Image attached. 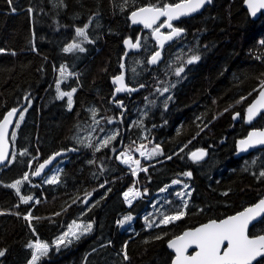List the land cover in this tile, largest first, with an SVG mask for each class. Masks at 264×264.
<instances>
[{"label": "trees", "instance_id": "1", "mask_svg": "<svg viewBox=\"0 0 264 264\" xmlns=\"http://www.w3.org/2000/svg\"><path fill=\"white\" fill-rule=\"evenodd\" d=\"M179 1L128 0L122 11L124 0H19L15 11L0 10V48L5 50L0 53V119L14 94L33 83L37 68L44 88L38 102L29 103L30 91L23 94L29 99L23 96L18 105L23 119L13 140L9 138L11 163L0 169V249L6 250L0 264H27L31 258L27 244L37 239L50 245L38 264H169L173 255L166 243L171 238L241 211L264 195V178H258L264 171V148L235 157L236 141L251 128L264 126V112L252 125L243 120L264 80V45L260 43L264 41V15L251 20L244 0H212L201 13L174 23L184 32L164 46L162 60L152 66L148 60L157 50L152 31H142L128 16L144 5ZM32 5H39L50 27L58 31L90 18L85 31L92 42L77 38L85 51L65 53L64 31L52 40L34 41L37 22L28 12ZM62 18L69 24H60ZM136 37H141V47L137 53L129 52L124 72L126 83L137 91L112 99L115 85L111 80L120 73L123 42H134ZM193 54L201 59L187 64ZM62 65L70 76L60 89H76L71 110L66 97H57V73ZM182 66L184 71L177 77L176 69ZM165 87L167 92H163ZM92 109L99 123L94 122ZM235 112L240 113L237 121ZM112 135L116 138L96 151ZM89 143L91 147L85 146ZM139 145H158L162 155L141 161L150 165L138 173L142 198L127 207L122 193L134 179L117 157ZM198 149L206 155L193 162L189 154ZM62 150L71 151L57 161L61 164L58 182L33 179L34 167ZM26 172L29 179L23 181ZM17 180L23 181L20 195L33 198L28 204L7 187ZM174 180L190 189L186 208L174 194L181 189L179 185L161 194ZM158 191L163 196L157 201L158 210L148 215L147 199ZM181 209L185 215L179 221L148 227L162 219L161 213L173 215ZM29 212L38 218L31 221L33 228L23 219ZM124 214L134 218L130 229L117 224ZM73 220L92 222V232L56 250L52 241ZM260 234H264V218L249 229L250 236ZM125 242L128 261L121 254Z\"/></svg>", "mask_w": 264, "mask_h": 264}, {"label": "snow or ice", "instance_id": "2", "mask_svg": "<svg viewBox=\"0 0 264 264\" xmlns=\"http://www.w3.org/2000/svg\"><path fill=\"white\" fill-rule=\"evenodd\" d=\"M14 0H7L9 6L13 4ZM212 0H180L178 3H163L162 6L157 4H149L147 6H141L131 11L129 19L133 24H143L145 28L152 29V37L156 40L157 45L160 48L164 47V43L166 41L173 40L174 37H179L184 32V29L173 26V21L178 20L180 17L188 16L192 13L200 10L206 3H211ZM135 3V0H133ZM247 4L248 11L252 16H256L258 12L264 10V0H245ZM128 5V0H124V4L121 7L123 11L124 8ZM15 8H12V11H15ZM29 14H31L32 9H28ZM161 17H165L166 19L153 28V25L160 20ZM88 25L85 24L83 28H76V36L82 37L85 41L91 43L88 39L85 29H87ZM162 27H166L170 29L167 34H164L160 31ZM124 45L127 49H138L141 47V37H136L135 42L131 39H125ZM264 45V41L260 42ZM74 50H78L79 52H84L85 49L81 47L79 43H71L68 44L63 51L65 53H71ZM5 50L0 48V53ZM15 53H13L14 55ZM127 55V53H125ZM161 58L160 51H156L152 57L148 60L149 64H156ZM201 59L200 55L193 54L188 60L187 64L196 63ZM260 59V57H257ZM120 68L122 69L120 75L115 76L113 78V83L117 85L115 91L119 92H133L137 89L129 88L125 83V75L123 69L125 68L124 63L120 64ZM135 71V69H133ZM184 71V67H179L176 69L175 75L179 77L181 73ZM67 73V69L65 66L60 67L61 77H64ZM59 81L57 82V92L58 98H63L67 96L68 107L71 110L72 107V94L76 91L75 88L71 90V92H61L59 88ZM144 85H141L143 87ZM168 87L163 88V92H167ZM160 91V89H157ZM255 91V89H254ZM147 99V98H146ZM171 99V97H168ZM246 99V97H242L241 100ZM264 110V80L260 81L259 85V94L255 100L248 106L247 108V121L251 122L254 117L257 116L258 113ZM26 111V109H25ZM17 113V109L13 108L9 111L4 117L3 120H0V163L4 162L8 156L7 150V136H8V125L12 123V117ZM20 119H23V112H20ZM238 113L233 116V119H236ZM92 116L95 123H99V121L95 120L96 110L92 109ZM108 123H112V120L109 119ZM19 125V121H17V126ZM12 136L15 137V132L12 133ZM116 137L115 135L108 136L101 142V145L96 148V151L100 150V147H107L112 140ZM83 143V141H80ZM256 145H264V130L252 131L249 132L248 137L246 139H242L239 141L238 148L240 151H246L251 147H255ZM87 147H91L92 145L89 143L85 145ZM141 149L144 148L143 145L140 146ZM26 154L22 152L21 155ZM61 153H56V156H59ZM140 155L145 158H151L156 155H162V150L157 145L150 152L140 151ZM206 155L204 150H197L190 154V159L193 162H198L202 160ZM123 159L122 163L125 164H134L135 168L132 169V174L135 176L137 172V168H139L140 161L133 160L131 155L128 153L120 154ZM54 157H50L48 160H45L43 164H40L38 168L32 175L39 176L43 171L45 166L50 163L51 159ZM120 159V157H117ZM171 159V157H168ZM11 163V161H9ZM142 171H147V169H141ZM183 175L187 177H191V172H185ZM258 178H264V171H261ZM29 179V174L26 172L23 176V181H27ZM21 180H17L12 184L7 185V187L15 189L16 194L19 196L20 202L23 204H28L30 200L33 198L31 196H23L20 195V185L23 182ZM58 182V176H53L47 180V183L54 184ZM173 184L181 183L178 180H174ZM103 187V185H101ZM185 188L188 187L187 184L184 185ZM164 191V189H161ZM87 195H91L90 193ZM140 195L139 191L134 188H129L126 192L123 193L124 200L126 203L131 205L132 201L136 199ZM179 197H183L185 193L178 192L176 194ZM190 195V193H188ZM227 195V193H225ZM75 203V201H73ZM184 207H187V201L184 202ZM264 214V199H260L257 204L252 207L246 208L244 211L237 213L234 216H229L226 219L220 220L217 222L216 220H210L208 223L201 225L193 230H188L183 232L181 235L176 236L174 239L168 241V248L174 250L175 256L171 261V264H253L255 261L256 264H261V260H264V235H258L254 238H250L249 236V224L256 217L262 216ZM185 212L183 209L178 210L173 215H167L161 213L162 219L158 223H148V227H159L161 225H169L174 221H179ZM23 219L28 222V226L33 228L31 221L35 218L29 212L27 215H24ZM132 219L131 216H125L122 220H119L117 223L119 225H123L126 221H130ZM147 223V220H146ZM93 230V223H82L73 220L67 226V230L64 231L60 236H58L54 241H52L51 246L55 247L56 250H59L61 247H67L75 240H79L82 236L91 233ZM156 239H162L161 236H157ZM226 246L222 248L223 245ZM111 243V242H109ZM195 246L197 251L194 255H188V250L190 247ZM27 248L31 250V258L28 261V264H38L39 261L43 257H46L50 250V245L48 243L42 242L39 239L36 240L35 243H28ZM128 243L125 242L121 248V254L123 255V259L128 261L130 259L128 252ZM6 250L0 249V257L5 256ZM261 258L257 260V258Z\"/></svg>", "mask_w": 264, "mask_h": 264}, {"label": "rangeland", "instance_id": "3", "mask_svg": "<svg viewBox=\"0 0 264 264\" xmlns=\"http://www.w3.org/2000/svg\"><path fill=\"white\" fill-rule=\"evenodd\" d=\"M18 1H19V0H14L13 4H12L11 6H9V4L7 3V0H0V10L13 12V11H12V8H15V3L18 2ZM30 8L32 9L31 16H32V18L37 22V26H36V28H35V30H34V41H37L38 39L52 40L54 37H56V35H57L60 31H64V35H65V37L67 38L68 44H71V43H74V42H75V43H79L76 39H77V38H82V37H77V36H76V28H78V27H79V28H83L85 24H87V25L89 24V20H90V18H86V19H84L83 21H80V22H76V23L70 24L68 29H64V30H60V31H58V30L52 29V28L50 27L49 21L47 20L45 14H44V12H43V10L41 9V7H40L39 5H32ZM59 22H60V24H64V25H68V24H69V20L66 19V18H62V19H60ZM52 30H53L54 32H51ZM68 44H67V45H68ZM40 73H41L40 69L37 68V69H36V73L34 74V81H33V83H32L28 88H21V89H19V90L14 94V96L11 98V100H10V102H9V103H10V108H15V107H17V106L19 105V103L22 101L23 96H25V99H29V98L26 97L27 94L23 95L26 91H30V99L28 100L29 103H31V101H33V100H36V102L39 101V96L42 94V92H43V90H44V88L40 85ZM57 74L59 75V79H58V81L60 82V83H59V88H60V84H61V82L64 81V80H66V79L70 76V74L68 73V71H67V73L65 74L64 77H61L60 71H58ZM58 81H57V82H58ZM57 82H56V88H57ZM60 91L63 92L61 89H60ZM70 92H71V91H70ZM72 95H73V94H72ZM57 97H58V92H57ZM64 97L67 98V96H64ZM67 99H68V98H67ZM22 112H23V111H22ZM17 121H19V124H20V122H21L20 115H19ZM17 121H16V125L14 126V128H13V130H12V132H11V135H10L11 138H12V140H13V138H14V137L12 136V133H13V132H16V127H18V126H17ZM140 146H141V145L137 146L132 152H129V151H122V152H121V153H128L129 155H131V157H132L133 160H139V161H140V165H139V168H137V172H136V175H135V176L132 174V169H133L136 165H134V164H125V163L123 164V163H122L121 161H119V159H118V161L120 162V164L123 165V167H125V168H127V169L129 170V173L133 176V179H134L133 184H132L130 187H128L124 192H126L129 188H134V189L138 190L139 193H140V195H139L136 199H134V200L132 201L131 205H132L136 200L142 198V192H141V189H140V187H139V185H138V173H139L140 171H142L141 169H146L147 167L150 166V165H147V164H146V165H142V164H141V161L148 162L149 160H148V158H145L144 156H141V155H140V151L142 150V151H145V152H150V151L153 149V148H150V147L147 146V145H143L144 148L141 149ZM121 153H120V154H121ZM10 158H11V156H10ZM120 158H123V157L120 156ZM152 158H153V157H151L150 159H152ZM10 160H11V159H10ZM36 166H37V165H36ZM36 166L34 167V169L32 170V172L35 171ZM60 169H61V164L58 162V163H57V164L51 169V171L48 172V173L44 176V178L42 179V181H43L44 183H47V180L50 179L51 177H53V176H58V173H59ZM176 185H179V187H181V189L176 190L174 194L176 195L178 192H183V193H185V195H184L183 197H180V198L183 200V202H184L185 200L187 201L188 193H190V189H189V187L185 188V187H184V185H185L184 183H179V184H173V183H170V184H168L167 186H165V187L163 188L164 191H162L161 194L168 193V190H167V189L170 188V187L176 186ZM160 191H161V190H160ZM160 191H158V192L155 193L157 196H151L149 199H147V200L149 201V203H150V207H151V208H150V210H149L146 214L150 215V214H152V213H154V212H156V211L158 210V209H157V205H158V202H157V201L160 200V199H162V197H163V196H161V197L159 196V195H160V194H159ZM124 192H123V193H124ZM123 193H122V198H123V200H124ZM155 197H157L156 200H154ZM178 197H179V196H178ZM124 202H125V200H124ZM156 202H157V203H156ZM155 203H156V205H155ZM125 204H126L127 207L131 206V205H129V204L126 203V202H125ZM125 216H130V215H128V214H124V215H122V217H120L119 220H122ZM119 220H118V221H119ZM118 221H117V222H118ZM133 221H134V218L132 217V219H131L130 221H126L123 225H119L118 223H117V224H118V226H119L121 229H123V228H129V229H130V228H132ZM27 264H28V263H27Z\"/></svg>", "mask_w": 264, "mask_h": 264}, {"label": "water", "instance_id": "4", "mask_svg": "<svg viewBox=\"0 0 264 264\" xmlns=\"http://www.w3.org/2000/svg\"><path fill=\"white\" fill-rule=\"evenodd\" d=\"M179 2H180V1H179ZM177 3H178V2H177ZM210 4H211V3H206V4H205L200 10H198L197 12L192 13V14H190V15H188V16L180 17L178 20H174L172 23L177 22V21H179L180 19H184V18H188V17L195 16V15L201 13V12L203 11V9H204L206 6L210 5ZM242 5H243V8H244V9L246 10V12L248 13L250 19L253 20V21H256V20L260 17V15H264V10H261V11L258 12L257 15L254 17V16H252V15L249 13V11H248V7H247V4L245 3V0L243 1V4H242ZM144 6H147V5H144ZM134 10H135V9H134ZM130 14H131V13H130ZM130 14H129V16H130ZM129 16H128V19H129ZM165 19H166L165 17H161L160 20H158L157 23H156L155 25H153V28H155L156 25H157L161 20H165ZM129 21L132 23V21H131L130 19H129ZM132 24H133V23H132ZM133 25H135V26H137V27H140L142 31H151V30H152V29H149V28H145V27L143 26V24H133ZM163 30H169V31H170V29H168V28H166V27H162V28L160 29V31H161L162 33H164V34H167L169 31H168V32H164ZM179 37H180V36H179ZM152 38H153V37H152ZM175 38H176V37H174L173 40L166 41V42L164 43V46L167 45V44H170L171 42H173ZM153 40H154V42H155V44H156V46H157V50H156V51H160V53H161V58H160V60H159L156 64H151L152 66H155V65H157V64L162 60V50H163L164 47H163V48H160V47L157 45L156 40H155L154 38H153ZM134 42H135V41H134ZM123 47H124V49H125V52H124V54H123V56H122V58H121V63H124V62H125V59H126L127 55L129 54V52L132 51L133 53H137L138 50H139V48H138V49H127V48L125 47L124 43H123ZM125 53H127V55H125ZM151 57H152V56H151ZM151 57H150V58H151ZM121 71H122V69L120 68V73H121ZM123 72H124V69H123ZM120 73H119L118 75H120ZM118 75H116V76H118ZM124 75H125V72H124ZM113 78H114V77H113ZM113 78H112V80H111V83H112L113 85H115V84L113 83ZM125 83H126V80H125ZM126 85H127V83H126ZM127 86H128L129 88H133V87H131V86H129V85H127ZM116 87H117V85H115V89H116ZM115 89H114V94H113L112 99H115L116 96H117V94H118V93L115 91ZM134 89H137V88H134ZM136 91H137V90H136ZM136 91H133L132 93H134V92H136ZM120 93H124V92H119V94H120ZM258 94H259V89L256 91V94H255L254 98L250 101V103L248 104V106L253 102V100L256 99V97L258 96ZM248 106H247L246 109H245V113H244V116H243V120H244V123H245V124H247V125H252V124L254 123V121L258 118V116H259L261 113L264 112V110H261V112L258 113L257 116L254 117L253 120H252L251 122H248V121H247V111H246L247 108H248ZM12 109H13V108H9V109L4 113V115L2 116V118H1L0 120H3V117H4L9 111H11ZM15 109H17V113L12 117V123L8 125V136H7V138H6L7 141H8V143H7L8 156H7V158L5 159L4 162L0 163V169L3 168V167L8 163V161H9L10 153H11V148H12L11 142L9 141V137H10V134H11V132H12L14 126H15V123H16V121H17V118H18V116H19V113H20V111L22 110V108H21L20 106L15 107ZM237 113H238V112H235L234 115H236ZM238 114H239V115H237L235 121H237V120L240 118V113H238ZM234 115H233V116H234ZM258 130H264V126H263L262 128H251V129L248 131V133H247L244 137H242V138H240V139H238V140L236 141V145H235V148H236L235 157H236V158H240V157H243V156L249 155V154H251L252 152H254V151H256V150H260V149H263V148H264V145H256L255 147H251V148L247 149L246 151H240L239 148H238V144H239V141H240V140H242V139H246V138L248 137L249 132H252V131H258ZM198 150H201V149H198ZM202 150H204V149H202ZM70 151H71V150H62V151H58L59 153H61L59 156H56V155H55L56 153H58V152H56V153L50 155L48 158H46L45 160H48L50 157H54L53 159H51L50 163H48V164L45 166V168L43 169V171L40 173L39 176H34V175H32L33 179H35V180H40V179H42V178L44 177V175L47 174V173L52 169V167L57 163V161L60 160L61 158H65V157H67V155L69 154ZM195 151H197V150H195ZM204 151H205V150H204ZM192 152H194V151H192ZM192 152H191V153H192ZM205 152H206V151H205ZM191 153H190V154H191ZM190 154H189V157H190ZM45 160L39 162V163L37 164L36 168H38L40 164H43ZM36 168H35V170H36ZM260 199H264V195H263ZM260 199H259V200H260ZM259 200H257L255 203L249 205V206L246 207V208H249V207L254 206L255 204H257V203L259 202ZM246 208H245V209H246ZM245 209H243V210H241V211H238V212H236V213H234V214H231V215L225 216V217H223V218H221V219H218V220H216V221L219 222L220 220L226 219V218L229 217V216H234V215H236L237 213L244 211ZM263 218H264V214H262V216L256 217L253 221L250 222V224H249V229H250L254 224L258 223V222H259L261 219H263ZM213 220H215V219H213ZM209 221H210V220H209ZM209 221L204 222V223H201V224H199V225H197V226H195V227L185 229V230H183L179 235H181V234H182L183 232H185V231L193 230V229H195V228H197V227H200L201 225L206 224V223H208ZM248 234H249V233H248ZM179 235H177V236H179ZM260 235H264V234H260ZM249 236H250V235H249ZM256 236H258V235H256ZM175 237H176V236H175ZM175 237H173V238H171V239H174ZM254 237H255V236H250V238H254ZM171 239H170V240H171ZM167 245H168V242L166 243V247H167L168 251L173 255V257H172V259H173L174 256H175L174 250L169 249ZM225 246H226V242H225V245L222 246V248L225 247ZM196 251H197V249H196L195 246L193 245L192 247L189 248L187 254H188V255H194ZM172 259H171V261H172ZM260 259H261V258H259V257L257 258V260H260ZM171 261H170L169 264H171ZM255 263H256V262L254 261L253 264H255Z\"/></svg>", "mask_w": 264, "mask_h": 264}, {"label": "flooded vegetation", "instance_id": "5", "mask_svg": "<svg viewBox=\"0 0 264 264\" xmlns=\"http://www.w3.org/2000/svg\"><path fill=\"white\" fill-rule=\"evenodd\" d=\"M193 17V16H192ZM188 18H190V17H188ZM184 19H186V18H184ZM181 20V19H180ZM163 21L164 20H161L157 25H156V27L158 26V25H160L161 23H163ZM178 22V21H177ZM174 23H176V22H174ZM174 23H173V26H174ZM176 27V26H175ZM164 32H168L169 30H163ZM157 47V46H156ZM156 52V51H155ZM154 52V53H155ZM162 52H163V50H162ZM153 53V54H154ZM152 56V55H151ZM162 57H163V55H162ZM128 85V84H127ZM124 93H132V92H124ZM119 94V93H118ZM120 94H123V93H120ZM243 116H244V114H243Z\"/></svg>", "mask_w": 264, "mask_h": 264}, {"label": "built area", "instance_id": "6", "mask_svg": "<svg viewBox=\"0 0 264 264\" xmlns=\"http://www.w3.org/2000/svg\"><path fill=\"white\" fill-rule=\"evenodd\" d=\"M123 158H120L119 160L121 161Z\"/></svg>", "mask_w": 264, "mask_h": 264}, {"label": "bare ground", "instance_id": "7", "mask_svg": "<svg viewBox=\"0 0 264 264\" xmlns=\"http://www.w3.org/2000/svg\"><path fill=\"white\" fill-rule=\"evenodd\" d=\"M256 92V91H255Z\"/></svg>", "mask_w": 264, "mask_h": 264}]
</instances>
